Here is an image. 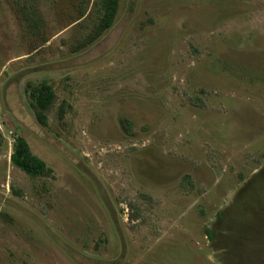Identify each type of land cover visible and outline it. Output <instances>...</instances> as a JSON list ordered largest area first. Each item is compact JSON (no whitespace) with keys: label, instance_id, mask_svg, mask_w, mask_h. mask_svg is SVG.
<instances>
[{"label":"rangeland","instance_id":"rangeland-1","mask_svg":"<svg viewBox=\"0 0 264 264\" xmlns=\"http://www.w3.org/2000/svg\"><path fill=\"white\" fill-rule=\"evenodd\" d=\"M97 2L0 0V264H264V0Z\"/></svg>","mask_w":264,"mask_h":264},{"label":"trees","instance_id":"trees-1","mask_svg":"<svg viewBox=\"0 0 264 264\" xmlns=\"http://www.w3.org/2000/svg\"><path fill=\"white\" fill-rule=\"evenodd\" d=\"M121 1L98 0L97 23L85 43H94L114 25ZM28 93L37 121L46 127L48 125V111L56 100L54 88L45 82L39 85L29 83ZM11 161L17 168L32 178L50 177L53 174V169L31 152L28 142L23 137L17 138Z\"/></svg>","mask_w":264,"mask_h":264}]
</instances>
